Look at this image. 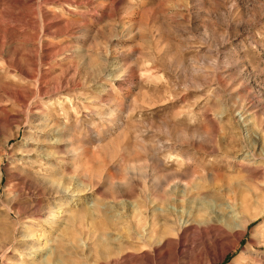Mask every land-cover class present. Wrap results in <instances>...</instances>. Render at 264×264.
I'll return each instance as SVG.
<instances>
[{"label":"rangeland","instance_id":"1","mask_svg":"<svg viewBox=\"0 0 264 264\" xmlns=\"http://www.w3.org/2000/svg\"><path fill=\"white\" fill-rule=\"evenodd\" d=\"M36 261L264 264V0H0V264Z\"/></svg>","mask_w":264,"mask_h":264},{"label":"bare ground","instance_id":"2","mask_svg":"<svg viewBox=\"0 0 264 264\" xmlns=\"http://www.w3.org/2000/svg\"><path fill=\"white\" fill-rule=\"evenodd\" d=\"M63 193H65V192H63ZM35 252H36V251H33V254H31L32 256H34V258H35V254H36ZM36 260H37V258H36ZM58 262H59V261H58ZM35 263H36V264H40L38 261H36ZM58 264H61V261H60Z\"/></svg>","mask_w":264,"mask_h":264}]
</instances>
